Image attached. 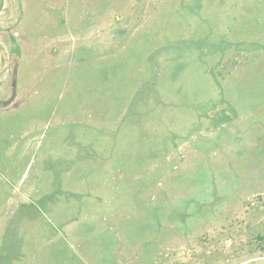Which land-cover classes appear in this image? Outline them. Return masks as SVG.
<instances>
[{"label":"rangeland","instance_id":"rangeland-1","mask_svg":"<svg viewBox=\"0 0 264 264\" xmlns=\"http://www.w3.org/2000/svg\"><path fill=\"white\" fill-rule=\"evenodd\" d=\"M258 234L264 0H0V264H264Z\"/></svg>","mask_w":264,"mask_h":264},{"label":"trees","instance_id":"trees-1","mask_svg":"<svg viewBox=\"0 0 264 264\" xmlns=\"http://www.w3.org/2000/svg\"><path fill=\"white\" fill-rule=\"evenodd\" d=\"M227 105H229V104H227ZM223 109V108H222ZM222 109H220L219 111H218V114H221V115H223V114H225L223 111L221 112V110ZM224 116V115H223ZM222 121H224V122H226V121H228L227 119H226V117L224 116L223 118H222ZM257 240L259 241V244H260V246H261V248L262 249H264V234H258L257 236Z\"/></svg>","mask_w":264,"mask_h":264},{"label":"crops","instance_id":"crops-1","mask_svg":"<svg viewBox=\"0 0 264 264\" xmlns=\"http://www.w3.org/2000/svg\"><path fill=\"white\" fill-rule=\"evenodd\" d=\"M14 99V98H13ZM2 105V104H1Z\"/></svg>","mask_w":264,"mask_h":264}]
</instances>
